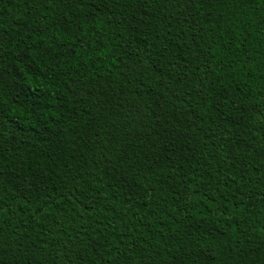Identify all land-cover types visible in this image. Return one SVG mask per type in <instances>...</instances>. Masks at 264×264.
<instances>
[{
    "label": "trees",
    "instance_id": "1",
    "mask_svg": "<svg viewBox=\"0 0 264 264\" xmlns=\"http://www.w3.org/2000/svg\"><path fill=\"white\" fill-rule=\"evenodd\" d=\"M0 264H264V0H0Z\"/></svg>",
    "mask_w": 264,
    "mask_h": 264
}]
</instances>
